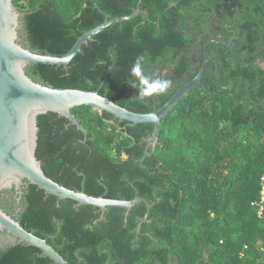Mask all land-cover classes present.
Masks as SVG:
<instances>
[{"label":"trees","instance_id":"trees-1","mask_svg":"<svg viewBox=\"0 0 264 264\" xmlns=\"http://www.w3.org/2000/svg\"><path fill=\"white\" fill-rule=\"evenodd\" d=\"M21 42L39 54L64 56L106 18L148 13L117 23L82 47L68 65L31 64L27 74L54 89L98 91L147 114L192 81L204 51L211 63L201 83L162 120L142 163L153 124L134 125L82 106L72 114L84 134L55 113L38 116L37 158L68 189L108 199L143 197L127 210L101 211L58 200L30 183L14 215L5 191L0 207L69 264H264V0H13ZM232 43L233 53L222 45ZM172 81L164 95L141 100L131 67ZM16 203V200L15 202ZM0 264H55L27 244L0 248Z\"/></svg>","mask_w":264,"mask_h":264},{"label":"water","instance_id":"water-1","mask_svg":"<svg viewBox=\"0 0 264 264\" xmlns=\"http://www.w3.org/2000/svg\"><path fill=\"white\" fill-rule=\"evenodd\" d=\"M140 14L147 12L138 9L129 16L114 19L106 18L98 27L84 33L69 53L64 56L39 54L25 47L21 42V13L15 8L13 0H0V197L5 191L18 192L23 195V188L28 183L37 186L47 195L58 200H71L79 206H93L100 209L101 215L95 224L103 222L109 207L124 208L127 215L134 206L143 202L147 206V213L141 221L147 223L150 211L154 204L143 197L133 200L108 199L103 196L95 197L85 191L68 189L49 178L38 160V116L55 113L60 118L69 121L85 136L83 143L87 142L88 132L72 114L76 107H92L100 114L107 113L120 121L138 124H153L154 131L147 141L144 158L149 150L155 146L162 120L177 106L185 96L196 88L203 80L211 63L216 65V79L218 84L231 90L235 84L232 82L224 86L220 79V64L204 51V62L196 77L179 89L172 98L160 109L151 113H135L119 106L109 98L102 96L98 91H83L78 89H54L35 82L28 74L27 68L31 64H46L52 66L68 67L71 61L88 45L95 35L110 26L130 21ZM208 44L222 45L232 53V43L222 39L210 41ZM6 232L5 245L24 243L40 250L44 256L50 258L55 264H69L65 258L51 246L46 239H42L27 231L21 223L0 207V233Z\"/></svg>","mask_w":264,"mask_h":264},{"label":"clouds","instance_id":"clouds-1","mask_svg":"<svg viewBox=\"0 0 264 264\" xmlns=\"http://www.w3.org/2000/svg\"><path fill=\"white\" fill-rule=\"evenodd\" d=\"M145 57L136 58L130 70V75L134 79L130 86L138 89V97L143 100L154 95H164L172 86V81L166 78L149 76L144 71Z\"/></svg>","mask_w":264,"mask_h":264},{"label":"flooded vegetation","instance_id":"flooded-vegetation-1","mask_svg":"<svg viewBox=\"0 0 264 264\" xmlns=\"http://www.w3.org/2000/svg\"><path fill=\"white\" fill-rule=\"evenodd\" d=\"M8 203L12 205V209L10 210L13 212L14 215L18 214L21 211L20 208V203L22 201L23 195H19L18 192L15 190L9 192V194L6 196ZM16 200V203H14ZM7 238V233L6 232H1L0 233V248L5 246V240Z\"/></svg>","mask_w":264,"mask_h":264},{"label":"built area","instance_id":"built-area-1","mask_svg":"<svg viewBox=\"0 0 264 264\" xmlns=\"http://www.w3.org/2000/svg\"><path fill=\"white\" fill-rule=\"evenodd\" d=\"M263 197H262V202H261V204H262V207H263V205H264V191H263Z\"/></svg>","mask_w":264,"mask_h":264}]
</instances>
